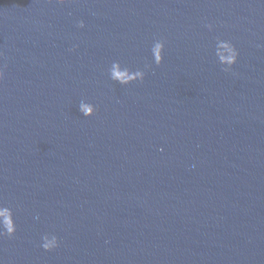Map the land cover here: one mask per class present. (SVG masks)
I'll return each mask as SVG.
<instances>
[{"label": "water", "instance_id": "obj_1", "mask_svg": "<svg viewBox=\"0 0 264 264\" xmlns=\"http://www.w3.org/2000/svg\"><path fill=\"white\" fill-rule=\"evenodd\" d=\"M0 264H264V0H0Z\"/></svg>", "mask_w": 264, "mask_h": 264}, {"label": "clouds", "instance_id": "obj_2", "mask_svg": "<svg viewBox=\"0 0 264 264\" xmlns=\"http://www.w3.org/2000/svg\"><path fill=\"white\" fill-rule=\"evenodd\" d=\"M9 231H11V229H9Z\"/></svg>", "mask_w": 264, "mask_h": 264}]
</instances>
